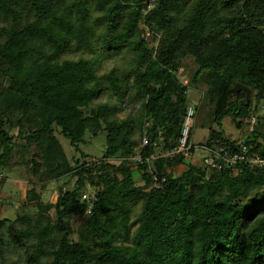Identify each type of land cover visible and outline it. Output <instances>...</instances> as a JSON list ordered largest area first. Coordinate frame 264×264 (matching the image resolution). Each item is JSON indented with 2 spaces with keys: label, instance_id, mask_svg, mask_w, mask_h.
Returning a JSON list of instances; mask_svg holds the SVG:
<instances>
[{
  "label": "trees",
  "instance_id": "16d2710c",
  "mask_svg": "<svg viewBox=\"0 0 264 264\" xmlns=\"http://www.w3.org/2000/svg\"><path fill=\"white\" fill-rule=\"evenodd\" d=\"M147 1L0 0V166L13 150L33 145L47 178L73 177L53 202L36 201L32 215L17 214L0 231V264H264V167L213 170L179 156L158 158L149 168L109 160L138 151L143 134L160 132L156 153L174 146L187 89L197 84L216 93L214 127L203 146H233L220 122L230 116L238 128L250 108L234 83L264 100V0H153L141 17L158 36L153 48L143 38L128 40ZM94 45L108 55L128 49L130 66L119 77L113 69L97 75L90 57H66ZM185 56L195 63L187 84L177 76ZM105 89L137 103L139 115L114 119L119 107L106 102L84 113ZM14 112L19 116L12 120ZM256 118L243 141L264 155V109ZM99 129L103 153L87 162L79 144L85 131L95 136ZM54 132L79 158L68 160ZM15 139L23 144L15 146ZM189 152L192 157V145ZM29 162L36 171L38 161ZM179 165L184 168L173 175ZM151 172L164 178L160 187H150ZM86 183L97 196L89 213L80 199ZM75 214L85 218L72 238ZM9 247L22 258L9 260Z\"/></svg>",
  "mask_w": 264,
  "mask_h": 264
},
{
  "label": "rangeland",
  "instance_id": "374dc122",
  "mask_svg": "<svg viewBox=\"0 0 264 264\" xmlns=\"http://www.w3.org/2000/svg\"><path fill=\"white\" fill-rule=\"evenodd\" d=\"M144 13L142 12L138 19L132 35L128 40L136 41L139 38H143L147 41L149 47H154L157 42V35H151L148 31V36H145L146 29L141 20ZM0 20L3 25L5 21ZM1 39V37H0ZM88 58L90 57L94 64L95 73L97 75L106 73L110 69L114 70V74L119 77L130 66V58L132 53L128 49H121L118 54L108 55L102 49L94 45V49L91 52L83 50L71 51L66 57ZM195 69V63L191 56H185L182 58L180 67L177 70V76L183 83H188V76ZM233 83L231 78L226 79V85L229 86ZM188 104L194 107V115L191 122L190 143L193 146V155L184 162L197 163L200 155L203 153V142L207 135L208 129L214 127L213 116L215 108L216 93L212 88H208L203 84H197L195 87L189 86L187 89ZM253 95V94H252ZM249 92L250 108L246 117L240 119V127L235 128L230 116H225L220 122L223 136L239 142L245 138L248 133H251L256 128L257 118L256 115L263 112L264 100H256ZM97 102H106L108 105L116 104L119 107V111L112 117L114 119H122L129 115L132 118H136L139 115V107L137 103H128L126 100L119 101V97L113 94L111 90L105 89L99 97L91 101L87 106L83 108L84 113L93 107ZM256 109L251 111L252 108ZM19 116V113H12L10 118L15 120ZM5 117H0L4 120ZM253 120V122H252ZM2 126L5 128L6 123ZM58 139L62 149L68 160L73 161V158H79V154L72 151L68 140L60 135L58 132H54ZM105 132L102 129L97 130L96 135L92 136L88 131L83 134L82 143L79 144V153L82 152L84 159L87 162H97L105 147ZM139 132H135L133 138L137 141ZM262 140V139H260ZM15 146L23 144L22 140L15 139ZM0 147V152H2ZM35 149L33 145H25L23 149L17 148L13 150L11 155H7V161L3 166H0V219L4 218L5 221L0 225V231L4 232L7 223H10L17 214L27 213L32 215L36 211L34 203L40 201L41 203L53 202L59 191L68 189L73 183V177L69 175H63L57 178H47L44 174V166L41 164L39 156L34 155ZM133 154V153H132ZM131 155V154H129ZM129 155L117 156L115 158H109L112 162H118L121 160L129 159ZM34 158L38 161L36 171H32L29 159ZM184 168V165H179L171 173L177 175ZM132 178L136 184H141L142 181L139 177V173L134 170L132 172ZM89 187L86 183L85 188ZM261 188H264V184ZM91 190V188L89 187ZM138 210L136 206L134 212ZM49 215L53 217V211L49 210ZM84 215H72L69 223L72 228V238L77 237V231L81 228ZM6 256L9 260H14L17 257L22 258L19 252L9 247V251L6 252Z\"/></svg>",
  "mask_w": 264,
  "mask_h": 264
},
{
  "label": "built area",
  "instance_id": "2783aa9c",
  "mask_svg": "<svg viewBox=\"0 0 264 264\" xmlns=\"http://www.w3.org/2000/svg\"><path fill=\"white\" fill-rule=\"evenodd\" d=\"M154 1L148 0L143 8V13L147 12L153 7ZM145 36H148V31L145 32ZM194 115V107L188 104L185 108L183 118L180 124L179 136L176 144L171 148L163 152H155L154 150L159 147L161 142L160 132L157 131L156 135L151 138L149 135L143 134L140 137V149L135 153L129 155V159L134 165L145 164L146 166L158 158L181 157L182 160L190 159L189 148L192 145L190 143L191 122ZM253 122V120H252ZM151 147L152 151L146 153L143 152L145 147ZM203 153L200 155L199 160L202 166L206 169L220 170L225 167H230L236 164H243L249 168H262L264 167V155L251 152L248 145L243 141L235 142L232 147H201ZM163 177L157 179L156 175L151 172L150 187L158 188L161 186ZM80 199L87 202L86 213H89L92 202L97 199L94 191L86 187L80 194Z\"/></svg>",
  "mask_w": 264,
  "mask_h": 264
},
{
  "label": "water",
  "instance_id": "95a60500",
  "mask_svg": "<svg viewBox=\"0 0 264 264\" xmlns=\"http://www.w3.org/2000/svg\"><path fill=\"white\" fill-rule=\"evenodd\" d=\"M233 90L234 91L243 90L244 91V103L247 102L248 95H249V92H250V90L247 87H245V86H243V85H241V84L236 82L233 85Z\"/></svg>",
  "mask_w": 264,
  "mask_h": 264
}]
</instances>
